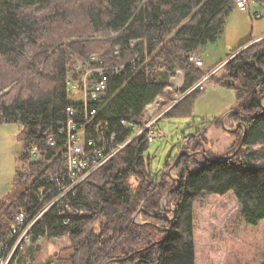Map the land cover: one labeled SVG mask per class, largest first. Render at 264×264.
Here are the masks:
<instances>
[{
	"label": "trees",
	"instance_id": "trees-1",
	"mask_svg": "<svg viewBox=\"0 0 264 264\" xmlns=\"http://www.w3.org/2000/svg\"><path fill=\"white\" fill-rule=\"evenodd\" d=\"M234 8L235 0H0V93L33 72L31 81L17 84L15 94L0 97V125L17 124L22 144L13 180L0 196V244L10 241L18 213L34 218L43 210L52 198L44 197L51 187L49 175L64 169L65 144L58 131L68 119L67 107L81 106L68 96L67 74L76 78L78 64L105 69V95L87 105L96 115L76 124L84 125L87 138H94L99 128L106 139L114 134L121 143L134 132L122 128L121 121L141 124L145 107L163 95L176 71L184 74L180 93L202 79L204 72L187 59L217 41ZM68 19L76 20L74 29L56 37L55 29L62 30ZM67 37L72 40H57ZM92 55L97 60H91ZM220 65L219 76L212 74L209 81L234 91L239 111L235 122L243 124L230 132L234 139L223 154L199 151L204 132L185 139L190 153H204L208 160L200 166L203 156L178 158L173 169L178 185L168 193L175 180L148 171L149 143L137 136L90 174L74 195L67 194L36 220L29 252L42 238L66 235L69 264H107L123 258L111 264H195L192 208L200 197L231 193L245 223L263 220L264 40H247L216 67ZM120 66L122 72L115 75ZM95 79L97 75L90 81ZM197 92L182 98L164 117L189 118ZM235 122L227 127L234 128ZM244 130L236 155L218 159L234 152ZM33 147L37 161L30 158ZM137 213L141 225L133 221ZM152 225L168 228V235ZM153 242L158 243L135 253ZM25 255L18 252L10 264H28Z\"/></svg>",
	"mask_w": 264,
	"mask_h": 264
},
{
	"label": "rangeland",
	"instance_id": "rangeland-1",
	"mask_svg": "<svg viewBox=\"0 0 264 264\" xmlns=\"http://www.w3.org/2000/svg\"><path fill=\"white\" fill-rule=\"evenodd\" d=\"M255 10L261 14V19L253 16ZM72 19L66 20V25L62 30L55 29L56 37L74 29L76 20ZM51 39L54 40L52 37ZM249 39L253 40V44L264 40V7L257 9L256 6L251 5L247 12L240 11L236 7L233 9L226 19L222 34L217 41L207 45L201 56L199 54L192 55L202 61V66L196 68L204 72V76L186 92H179L184 83L182 71H176L173 76L168 78V86L164 89L163 95H159L156 101L151 104L157 106L151 120L155 121L154 126L161 130L162 135L148 146L146 155L149 156V159L145 162L148 171L150 170L156 175L163 173L169 175L171 180L174 179L175 165L173 163L178 161L177 156H182L183 151L187 155L190 154L184 140L198 133L204 132L205 137V140L200 138L201 150L199 151L220 155L232 143L234 138L229 131L231 128L227 126L233 125L237 113L233 114V118H227V115L239 112L237 111L238 104H236L235 93L231 89L216 87L209 81V76L215 73L219 76L221 65L219 67L216 65L224 63L228 53ZM57 40H60L61 44L72 40V38ZM51 53L50 50L47 55ZM91 57H97V55ZM40 64L42 67L43 63ZM32 74L33 72L29 71L18 81L12 82L0 93V97L8 92L10 95L15 94L17 84L21 80L31 81ZM33 83L35 84V81ZM66 83L77 85V91H69L68 96L73 102H78L81 85H78L77 79L70 73L66 76ZM194 90H198V94L193 102L192 114L189 118L164 117L173 105ZM21 91L23 95L25 91L22 89ZM171 97L172 100L168 101V98ZM154 117L157 119L154 120ZM235 123L237 124V122ZM19 128L17 124L0 125V196L8 190L18 163L17 159L22 146L19 140ZM134 132L133 135H138V130ZM133 135L124 141H132ZM193 139L197 142L196 137ZM165 161L168 163L164 168ZM131 183L134 186L136 184L133 178ZM161 204L163 206V201ZM192 210L195 264L264 263V219L256 225L245 223L239 215V207L231 193L223 196L204 195L193 204ZM133 221L137 225L140 224L139 217L134 216ZM29 244L30 241H27L22 250L26 253L25 256L29 255L28 264H69L67 258L70 250L66 249L69 244L66 235L42 238L35 245H31V248H34L31 252H29L30 247H27Z\"/></svg>",
	"mask_w": 264,
	"mask_h": 264
},
{
	"label": "built area",
	"instance_id": "built-area-1",
	"mask_svg": "<svg viewBox=\"0 0 264 264\" xmlns=\"http://www.w3.org/2000/svg\"><path fill=\"white\" fill-rule=\"evenodd\" d=\"M255 3V0H235V7L240 11L247 12L250 4ZM253 16L257 19L262 17L259 12H254ZM91 60L95 61L97 59L93 57ZM187 60L195 67L199 68L202 66V61L200 59L189 56ZM88 66L89 63L86 65L78 64L76 66V73L78 75L75 79H77L78 85H81L79 88L80 95L82 96L79 102L81 106H79V109H75L72 106L67 107L68 119L65 125L60 127L58 131L59 135L64 138L65 150L62 154V159L65 166L63 170L60 169L55 172L54 175L48 177V183L51 187L44 192L46 193L44 197L52 194V198L34 218H30L23 212L18 213L14 218L10 231V241L12 240V243L9 241L8 243L0 244V264H10L13 257L24 249L25 243L30 241L31 229L34 223L45 211L50 209L53 205H56L57 202L65 198L67 194L74 195L76 188L82 185L90 174L109 162L128 142H130L123 141L121 143H116V136L114 134H110L106 139L104 134H101L99 128H97L98 133L94 138H87L84 125L78 127L76 124L77 122L85 124L90 121L89 118L96 115V111L93 109L87 111L88 102H96L99 100L106 88V82L104 80L105 69L99 67L88 68ZM122 68L123 67L120 66L119 70H117V68L114 69L113 73L115 75L120 74ZM94 75H97V79L90 81ZM76 86L75 84L68 83V88L71 91H77ZM151 104L145 107V116L141 124L136 125L121 121L122 128L129 127L134 131L138 130V135H133L135 133L133 132V138L142 135L144 141L149 144L162 135L161 130L154 126L155 121H153V119L151 120L154 114L153 111L157 109V106H152ZM156 119L157 118L154 117V120ZM47 143L50 148L55 145L52 137L48 138ZM30 158L36 161L39 159L35 147L30 150ZM42 194L43 192L40 193V195ZM66 207L68 208V206Z\"/></svg>",
	"mask_w": 264,
	"mask_h": 264
},
{
	"label": "water",
	"instance_id": "water-1",
	"mask_svg": "<svg viewBox=\"0 0 264 264\" xmlns=\"http://www.w3.org/2000/svg\"><path fill=\"white\" fill-rule=\"evenodd\" d=\"M254 62H255V60H254ZM263 78H264V74H263ZM263 99H264V95H262V96L260 97V101H262ZM263 109H264V108H263ZM234 113H237V115H238V112H232V113H229L227 116H229L230 114H234ZM253 117H254V116H251V117H241V120H250V119H252ZM239 126L243 127V124H242L241 122H239V123L236 124V126H235L234 128H231L229 131H230V132H233V131H235L236 128L239 127ZM244 133H245V130H244L243 135H242V137H241L240 143H239L238 147L236 148V150L233 152V154H232V155H229V156H222V157H220V158H218V159H228V158H230V157H233V156L237 153V151H238V149L240 148V146L242 145V141H243ZM182 155H186V156H188L189 158H195L196 156H203V159L199 161V165H200V166L203 165V163H204L206 160H208V158L206 157V155H205L204 153H199V152H194V153H190L189 155H187V153L183 151V154H182ZM180 157H181V155H178V156H177V158H180ZM175 163H176V162H175ZM175 163H173V165H175ZM189 171L192 172V170H189ZM174 180H175V182H176V185H175L171 190H169L168 193H170V192H171L173 189H175V188L177 187V185H178V179L174 178ZM165 209H168V210H169V208H165ZM138 215H139V213H137V214L135 215V217L138 218ZM168 219L171 220L172 217H169ZM139 223H140V225L142 224L141 222H139ZM152 226H154V225H152ZM154 227L157 228V229H159V230H161L162 232H164L166 236H167L168 233H169V229H168V228H161V227L156 226V225H155ZM166 236H165V237H166ZM165 237H164L162 240H164ZM162 240H161V241H162ZM157 243H158V242H153V243H151L150 245H148L147 247H145V248H143V249H141V250H139V251H137V252H135V253H140V252L146 251L149 247H153V246H155ZM124 259H126V258L118 259V260H112V261L108 262L107 264H111V263H113V262L121 261V260H124Z\"/></svg>",
	"mask_w": 264,
	"mask_h": 264
},
{
	"label": "crops",
	"instance_id": "crops-1",
	"mask_svg": "<svg viewBox=\"0 0 264 264\" xmlns=\"http://www.w3.org/2000/svg\"><path fill=\"white\" fill-rule=\"evenodd\" d=\"M251 5L256 6L257 9H260L261 7H264V3L260 4V3H258V2H256L255 4H250V6H251ZM254 12H258V11L255 10ZM254 12H253V13H254ZM261 18H262V17H261ZM261 18H259V19H261ZM206 47H207V46H206ZM206 47H205V48H206ZM205 48H204V49H205ZM204 49L201 50V51L198 53L199 56H201V55L204 53V51H205ZM78 102H80V100H79ZM78 102H77V103H78Z\"/></svg>",
	"mask_w": 264,
	"mask_h": 264
},
{
	"label": "bare ground",
	"instance_id": "bare-ground-1",
	"mask_svg": "<svg viewBox=\"0 0 264 264\" xmlns=\"http://www.w3.org/2000/svg\"><path fill=\"white\" fill-rule=\"evenodd\" d=\"M66 86L68 87V84L66 83ZM105 91H106V88H105V90L103 91V95H102V97L99 99V100H101L103 97H104V95H105ZM79 95H80V93H79ZM82 99V96L80 95V100ZM99 100H97V101H99ZM51 175H54V174H51ZM51 175H49V176H51ZM56 175V174H55Z\"/></svg>",
	"mask_w": 264,
	"mask_h": 264
},
{
	"label": "flooded vegetation",
	"instance_id": "flooded-vegetation-1",
	"mask_svg": "<svg viewBox=\"0 0 264 264\" xmlns=\"http://www.w3.org/2000/svg\"><path fill=\"white\" fill-rule=\"evenodd\" d=\"M261 81H264V78L262 77Z\"/></svg>",
	"mask_w": 264,
	"mask_h": 264
}]
</instances>
